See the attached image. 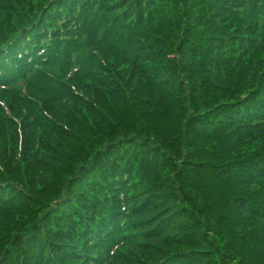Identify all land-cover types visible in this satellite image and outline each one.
Wrapping results in <instances>:
<instances>
[{"label": "trees", "instance_id": "1", "mask_svg": "<svg viewBox=\"0 0 264 264\" xmlns=\"http://www.w3.org/2000/svg\"><path fill=\"white\" fill-rule=\"evenodd\" d=\"M0 264H264V0H0Z\"/></svg>", "mask_w": 264, "mask_h": 264}]
</instances>
